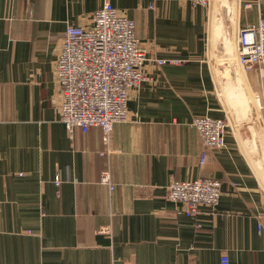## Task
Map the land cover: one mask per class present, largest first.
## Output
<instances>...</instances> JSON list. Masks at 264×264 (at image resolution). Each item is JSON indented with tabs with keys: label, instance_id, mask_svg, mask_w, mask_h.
Instances as JSON below:
<instances>
[{
	"label": "crops",
	"instance_id": "1",
	"mask_svg": "<svg viewBox=\"0 0 264 264\" xmlns=\"http://www.w3.org/2000/svg\"><path fill=\"white\" fill-rule=\"evenodd\" d=\"M209 1L0 0V264H264V80L246 70L253 104L220 98L208 53L222 0ZM226 1L238 44L264 0ZM106 2L135 20L149 59L107 140L60 121L55 75L67 28L92 25ZM204 115L228 120L225 148L204 146L192 126ZM208 178L224 193L196 220L166 199L172 182Z\"/></svg>",
	"mask_w": 264,
	"mask_h": 264
},
{
	"label": "built area",
	"instance_id": "2",
	"mask_svg": "<svg viewBox=\"0 0 264 264\" xmlns=\"http://www.w3.org/2000/svg\"><path fill=\"white\" fill-rule=\"evenodd\" d=\"M197 6H209V0H190ZM253 4L248 3L247 8ZM134 19L106 2L93 17L90 26L70 25L64 35L55 62V75L62 97L60 121L68 130L101 128L106 140L117 124L129 120L130 94L148 80L146 49L137 36ZM240 64L246 70H258L264 80V18L242 27L238 37ZM159 65L179 64L155 60ZM192 126L207 148L227 145L228 123L209 115L195 117ZM206 156H202V164ZM59 183V178H56ZM102 183L113 190L111 176L105 172ZM217 179L174 181L166 199L182 204L187 217L196 220L201 208H217L223 196ZM221 264H230L227 254Z\"/></svg>",
	"mask_w": 264,
	"mask_h": 264
},
{
	"label": "rangeland",
	"instance_id": "3",
	"mask_svg": "<svg viewBox=\"0 0 264 264\" xmlns=\"http://www.w3.org/2000/svg\"><path fill=\"white\" fill-rule=\"evenodd\" d=\"M248 3L253 4V2L249 0L243 1L245 9L252 8L246 7ZM216 4L218 3L215 1L212 2L211 10L217 14V17H219L220 20L218 21V25L220 23L221 26H219L220 28L218 32L214 33L212 36L213 41L208 53V58L214 74L218 93L225 103L234 108H239L243 104H253L252 101L256 98L249 96L251 90H249V93L247 94L248 89L245 82L246 69L240 64L238 44L234 43L231 35L226 32L229 19H232V22L236 26L239 27L240 25L238 24L239 17L237 2L235 4L230 1L222 0L221 6L218 7ZM226 11L230 12L228 13V18L225 17ZM213 23L216 24L215 22ZM220 45L222 48L219 47ZM226 122L228 123L229 128L230 125L228 120H226Z\"/></svg>",
	"mask_w": 264,
	"mask_h": 264
}]
</instances>
